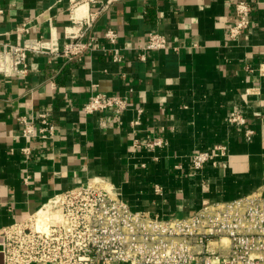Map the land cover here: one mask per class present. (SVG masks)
Returning <instances> with one entry per match:
<instances>
[{
	"label": "crops",
	"instance_id": "crops-1",
	"mask_svg": "<svg viewBox=\"0 0 264 264\" xmlns=\"http://www.w3.org/2000/svg\"><path fill=\"white\" fill-rule=\"evenodd\" d=\"M238 1L112 0L100 11L102 4L83 0H0V42L43 38L48 49L30 54L27 75H0V229L37 212L43 220L53 196L95 179L163 219L264 193V4L231 41ZM87 10L100 11L87 33L97 41L70 61L61 51L82 23L72 17L88 18ZM109 29L118 33L115 45L103 36ZM150 32L166 36L169 47L141 60ZM100 93L127 97L128 110L85 113ZM233 111L245 127L228 123ZM43 112L54 136L24 138L19 117L33 120L38 135ZM157 138L165 145L154 151L135 147ZM219 144L226 153L217 165L193 171V155Z\"/></svg>",
	"mask_w": 264,
	"mask_h": 264
},
{
	"label": "built area",
	"instance_id": "built-area-1",
	"mask_svg": "<svg viewBox=\"0 0 264 264\" xmlns=\"http://www.w3.org/2000/svg\"><path fill=\"white\" fill-rule=\"evenodd\" d=\"M112 0H83L87 6L102 4L103 10ZM78 3L74 9L77 10ZM264 0H239L235 4V20L228 37L237 41L251 27L250 17ZM72 17L81 21L78 33L70 35L61 54L70 61H81L92 49L96 38L89 36L95 16ZM104 38L113 45L118 33L107 30ZM168 39L161 33L150 32L144 44L146 60L152 51L166 50ZM48 51L43 38L27 39L23 44L0 42V75L25 76L29 72L31 53ZM115 61H122L116 49ZM129 108L127 97L107 94L92 95L84 105L87 114L114 111L120 114ZM138 109V118L143 114ZM38 135L35 123L26 116L19 117L26 139H50L56 127L49 112L39 114ZM227 121L231 125L246 126L241 112L233 111ZM133 125L135 123H132ZM255 131L245 129L247 140ZM165 145L154 139L135 147L156 150ZM27 155L30 149H23ZM226 148L216 145L210 151L196 152L192 170L199 171L207 164L217 165L216 156ZM160 192L161 188L156 187ZM48 211L44 220L37 213L25 221L0 229V246L4 264H264V193L256 191L229 202L202 206L186 218H159L147 211L135 210L121 194L104 180L95 179L79 187L56 194L43 206ZM42 208V209H43Z\"/></svg>",
	"mask_w": 264,
	"mask_h": 264
},
{
	"label": "water",
	"instance_id": "water-1",
	"mask_svg": "<svg viewBox=\"0 0 264 264\" xmlns=\"http://www.w3.org/2000/svg\"><path fill=\"white\" fill-rule=\"evenodd\" d=\"M0 264H4V255L1 252V246H0Z\"/></svg>",
	"mask_w": 264,
	"mask_h": 264
},
{
	"label": "bare ground",
	"instance_id": "bare-ground-1",
	"mask_svg": "<svg viewBox=\"0 0 264 264\" xmlns=\"http://www.w3.org/2000/svg\"><path fill=\"white\" fill-rule=\"evenodd\" d=\"M47 216H48V211L46 210V216L43 218V220L46 219Z\"/></svg>",
	"mask_w": 264,
	"mask_h": 264
}]
</instances>
